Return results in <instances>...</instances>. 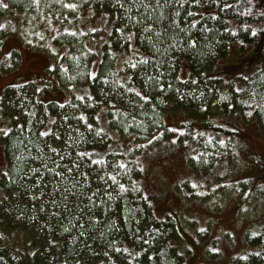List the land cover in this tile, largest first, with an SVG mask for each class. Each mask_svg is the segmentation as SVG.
<instances>
[{"label": "trees", "instance_id": "16d2710c", "mask_svg": "<svg viewBox=\"0 0 264 264\" xmlns=\"http://www.w3.org/2000/svg\"><path fill=\"white\" fill-rule=\"evenodd\" d=\"M127 2L0 0V51L15 23L24 45L34 39L52 52L66 92L46 99L37 80L0 86V264H183L171 242L180 222L152 211L140 155L163 140L188 149L183 134L197 130L186 165L204 176L224 161L211 159L215 149L228 148L220 151L228 159L229 138L241 137L222 115L250 117L264 134V0H161L131 13L120 7ZM137 12L145 19L129 20ZM93 17L107 20L103 32L90 29ZM234 45L253 71L230 75L223 62ZM16 60L12 48L0 62ZM166 112L184 114L185 129L165 124ZM242 236L248 247L230 264H264V220Z\"/></svg>", "mask_w": 264, "mask_h": 264}, {"label": "rangeland", "instance_id": "374dc122", "mask_svg": "<svg viewBox=\"0 0 264 264\" xmlns=\"http://www.w3.org/2000/svg\"><path fill=\"white\" fill-rule=\"evenodd\" d=\"M106 21L105 18L93 17L88 24L91 30L97 29L101 33ZM13 27L14 32L6 36L1 44L0 59L3 54L16 48L18 60L7 65L4 61L0 62V69L4 70L0 72V86L17 82L24 84L22 87L25 88L34 86V80H37L39 88L47 89L43 97L63 100L66 92L61 91L52 76L50 50L35 47L34 39L29 45H24L15 23ZM245 55L246 52L240 53L236 45L231 47L223 62L228 66L230 75L235 71L241 74L253 71L254 68L241 63ZM245 68L248 71L242 72ZM187 119L179 112H166L164 115L165 124L172 129L177 128L175 132L185 129L181 122ZM220 119L225 128L238 130L241 137L229 138L233 143L231 150L235 154L228 159L220 154V151L228 148L219 145L215 149L219 150L213 152L215 158L211 159L224 161L211 162L204 176L197 171L191 172V168L186 165L188 150L196 142L191 139L198 135L197 130L189 129L183 134L189 139L188 149L168 145L163 140L158 147L140 155H143L144 160L142 190L152 200V211L157 217L171 215L180 222L181 232L171 242L179 249L183 264H230L232 254L248 247L242 236L245 227L264 220V134L250 117L241 119L234 113L222 115ZM222 135L223 138L229 137L228 133ZM198 153L203 159L207 158L196 147L194 155ZM184 182H187L186 186H183ZM212 245L211 251L215 252V256L210 255Z\"/></svg>", "mask_w": 264, "mask_h": 264}, {"label": "snow or ice", "instance_id": "6c2138e0", "mask_svg": "<svg viewBox=\"0 0 264 264\" xmlns=\"http://www.w3.org/2000/svg\"><path fill=\"white\" fill-rule=\"evenodd\" d=\"M37 2H38V0H37ZM169 2H170V0H164V4H167ZM197 2H198V0H193V3H197ZM118 3H119V0H118ZM2 6L4 8H7L8 7L7 4H3ZM69 7H74V5H69ZM120 7L126 8L127 9V13H131L133 8L143 7V8H146L147 9V8H153L154 7L156 9H160V8L163 7V5L161 4V0H155V4L154 5L152 3H149L148 0H128L127 4H120ZM161 15H162V13H161ZM137 16H139L141 20L145 19V17L144 16H141L139 12H137L135 14V16L129 15L128 18H129V20H136V17ZM192 24L194 25L195 24V21H192ZM2 27H3V25H0V28H2ZM152 27H153V25L151 23L146 24V28L147 29H151ZM129 39H131V37H129ZM192 43L194 44L195 41H193ZM144 62L146 63L147 61L145 60ZM135 66L136 65H133V67H135ZM92 75L95 76V73H92ZM245 79H247V78L245 77ZM161 86H163V85H161ZM237 90L239 91V89H237ZM130 91H135V89H130ZM137 95H139V93H137ZM143 99L144 100H148L149 97L147 95H145V96H143ZM7 134H8V130H5L4 131V135H7ZM40 135H47V133L42 132V133H40ZM52 151L55 152L56 150L53 149ZM42 167H45V166L42 165ZM45 170L46 171H49L48 169H45ZM54 170L55 169H51L50 171H54ZM30 171L31 172H35L36 169H30ZM68 171L71 172L72 169H68ZM4 174L7 175V173H4ZM56 175L63 177V173H61V172H56ZM36 183L39 184V183H41V181L37 180ZM123 187H124V185L121 184L120 185V188H123ZM53 203H55V201H53ZM125 251H127V249H125ZM214 251H215V249H214ZM137 255H138V253H137ZM76 264H80V261L77 260L76 261Z\"/></svg>", "mask_w": 264, "mask_h": 264}]
</instances>
